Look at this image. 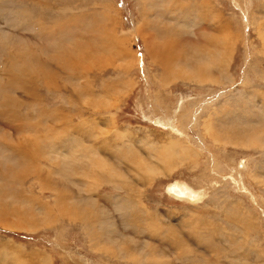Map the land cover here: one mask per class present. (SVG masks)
Returning a JSON list of instances; mask_svg holds the SVG:
<instances>
[{"label": "rangeland", "instance_id": "obj_1", "mask_svg": "<svg viewBox=\"0 0 264 264\" xmlns=\"http://www.w3.org/2000/svg\"><path fill=\"white\" fill-rule=\"evenodd\" d=\"M0 264H264V0H0Z\"/></svg>", "mask_w": 264, "mask_h": 264}, {"label": "bare ground", "instance_id": "obj_2", "mask_svg": "<svg viewBox=\"0 0 264 264\" xmlns=\"http://www.w3.org/2000/svg\"><path fill=\"white\" fill-rule=\"evenodd\" d=\"M116 135H117V137H119V136L121 137L122 133L116 132ZM123 136H125V135H123ZM163 157L167 158V159L170 158L169 155H164ZM97 166L101 167L102 170L104 169V167L105 168L107 167V166H105V162H103V161L98 163ZM147 172H148V175L150 178L156 174L155 171L153 169H151L150 167H148ZM156 172L160 173V170H156ZM91 178H93V177H91ZM167 191H168L169 195L173 196L174 198L181 199L184 201H188V202H191L192 204L197 202L202 197V194H203V193L199 194L200 192L198 193V192L191 190L184 183H180V182H178V183L175 182V183L169 184L167 187Z\"/></svg>", "mask_w": 264, "mask_h": 264}]
</instances>
